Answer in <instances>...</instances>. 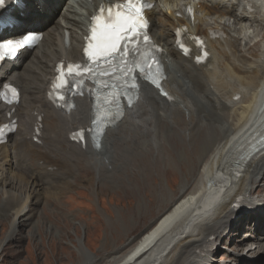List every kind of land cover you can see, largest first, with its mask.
I'll return each mask as SVG.
<instances>
[{"label": "bare ground", "instance_id": "1", "mask_svg": "<svg viewBox=\"0 0 264 264\" xmlns=\"http://www.w3.org/2000/svg\"><path fill=\"white\" fill-rule=\"evenodd\" d=\"M153 1L155 6L148 11L150 32L164 47L167 76L163 86L172 98L143 83L135 103L104 131L98 146L91 138L86 145L72 140L74 131L90 126L92 100L76 97L75 108L63 111L48 94L57 63L82 57L83 37L99 0H23L13 8L17 21L0 32V39L18 37L33 28L43 33V39L0 69V123L13 118L18 123L16 132L0 144V209L11 214L0 254L7 244L25 238L23 233L35 217L33 206L45 196L43 191L53 197L52 212L58 213L64 202L48 190L49 183H67L76 166L97 176H112L125 165L129 166L125 173L134 176L145 171L140 167L156 151L159 169L160 145L180 130L189 137L188 145L195 144L197 153L195 164L187 169L188 175L195 167L196 172L183 185L184 197L123 258L113 257L110 264H215V251L223 248L226 239L232 255L221 264L263 261L264 0ZM184 5L195 9L192 20L177 17ZM182 24L192 33L207 35L210 57L206 64L180 53L174 32ZM210 32L217 36L210 37ZM242 43L246 46L241 47ZM7 82L19 86L18 104L4 103L1 89ZM40 124L37 134L35 127ZM200 129L204 135L196 145ZM181 152L169 153L166 166L181 167L176 165L178 158L184 160ZM237 162L243 164L240 174ZM116 178L121 185L123 178L118 174ZM88 184L95 195V185ZM27 212L31 214L24 216ZM245 218L250 231L241 235ZM42 223L44 219L36 222L39 232L45 229L39 227ZM26 236L34 234L29 231Z\"/></svg>", "mask_w": 264, "mask_h": 264}, {"label": "rangeland", "instance_id": "2", "mask_svg": "<svg viewBox=\"0 0 264 264\" xmlns=\"http://www.w3.org/2000/svg\"><path fill=\"white\" fill-rule=\"evenodd\" d=\"M253 42L254 40L251 43ZM245 46L244 43L241 44V47ZM257 48L253 47L250 55L256 52ZM165 130H168L167 127ZM199 131L196 145H200L199 138L201 139V134L204 135V129ZM180 132L175 130L174 137L159 147L161 171L157 169L156 151L151 155L153 158L148 159L147 165L142 164L140 167L145 171L134 176L125 173L129 168L125 165L117 170L115 177L108 173L97 176L88 169L76 166L73 175L68 176L70 180L67 183H49L48 190L58 197V201L64 202L62 207L57 208V214L53 213L54 205L50 204L53 197L49 198L43 191L45 196L33 206L35 217L23 233L25 238L6 245V250L0 254V264H110L113 257L123 258L140 236L155 226L158 220L184 197L181 193L183 185L196 172V167L190 175L187 170L196 161L195 144L188 145L185 141L189 140V137L182 136ZM177 150L184 151L181 152L184 160L181 162L178 158L176 164H181V167L166 166L164 159L169 153H177ZM139 160L145 161L144 158ZM33 170L36 171V167H33ZM117 174L123 178L121 185L120 179L116 178ZM88 182L95 185V195L90 193L91 184ZM24 188L25 186L20 189ZM63 191L65 193L61 196ZM29 214L31 212L25 213L24 216ZM50 217H55L52 218L53 222ZM40 219H44L45 223L39 227L45 229L39 232L36 222ZM10 220V212L5 214L0 209V245L10 228ZM248 220H242L244 228L241 229V235L250 231L247 228ZM250 225L253 226L251 222ZM29 231L34 234L30 236L33 238H27ZM222 246L223 248L215 251V264L225 262L232 255L227 250L231 248L228 239L223 241ZM220 259L222 260L218 261ZM261 259L262 262L257 260L254 264H264V256ZM250 262L252 261L249 260L246 264Z\"/></svg>", "mask_w": 264, "mask_h": 264}, {"label": "snow or ice", "instance_id": "3", "mask_svg": "<svg viewBox=\"0 0 264 264\" xmlns=\"http://www.w3.org/2000/svg\"><path fill=\"white\" fill-rule=\"evenodd\" d=\"M140 2V0H128V11L127 14H121L119 12L112 14L109 12L106 19L101 22L100 16H93V26L91 28L92 36L89 39V47L85 48V52L88 55L90 60L94 59V62L100 61L101 58L107 60L108 58H114L119 56L120 61L125 60L127 53L131 51H136L138 48L129 49V44H136L137 40L148 41V36L146 35L145 28L147 25L146 18L142 15L141 9L135 7V3ZM3 3V0H0V4ZM145 7H151V5L145 4ZM191 11V9H188ZM104 12V9H101V13ZM179 35V31H177ZM32 37H28L26 40L21 41H8L6 44H0V59L5 57L14 56L16 54V47L23 46L25 43L29 42ZM92 40L97 41V52H92L89 49L92 47ZM15 44V46H13ZM151 57L146 58L144 65L141 66L139 62H133V69L139 68V71L142 74H145L147 77L148 73H151L154 69L151 64L148 63ZM63 69V66H61ZM111 67V64L108 65ZM81 65H68L66 71L61 70L60 75L57 77L56 82L53 83L54 93L59 89L67 86L69 80L65 76L71 77L74 74L79 75V69ZM89 71V69H85ZM123 71L126 75H130L131 70L128 67V64H124ZM153 83H159L157 80H153ZM135 87V85H133ZM12 93H16V89H11ZM117 93L112 94L111 101L106 102L114 103L116 100ZM167 95V93H165ZM63 97H61L62 99ZM8 102H11L10 100ZM131 103V101H129ZM99 124V119H98Z\"/></svg>", "mask_w": 264, "mask_h": 264}]
</instances>
